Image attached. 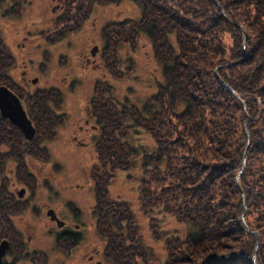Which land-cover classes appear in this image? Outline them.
Masks as SVG:
<instances>
[{
    "label": "trees",
    "instance_id": "1",
    "mask_svg": "<svg viewBox=\"0 0 264 264\" xmlns=\"http://www.w3.org/2000/svg\"><path fill=\"white\" fill-rule=\"evenodd\" d=\"M69 1L58 20L80 21L75 15L93 4L121 0ZM130 1L139 17L115 21L105 35L114 63L104 54V66L115 70L120 43L145 33L162 77L142 107H119L103 83L90 100L102 124L92 179L106 256L113 264H264V0ZM141 130L153 149L137 141ZM141 152L138 203L163 258L129 204L108 195L119 170L134 176ZM160 217L176 226L162 232Z\"/></svg>",
    "mask_w": 264,
    "mask_h": 264
},
{
    "label": "flooded vegetation",
    "instance_id": "2",
    "mask_svg": "<svg viewBox=\"0 0 264 264\" xmlns=\"http://www.w3.org/2000/svg\"><path fill=\"white\" fill-rule=\"evenodd\" d=\"M23 2L32 4L33 0H0V91L10 93V99L5 101L7 108H3L4 96L0 97V264H47L50 256L43 246H46V241L51 243L53 241L52 244L58 247L60 243L75 245L80 241V229L84 225L81 226L77 217L79 207L71 205L74 212L69 215L58 203L56 196L54 179L58 173L57 168L61 165L55 159L50 161L53 155L50 148L57 143L58 131L65 123L63 121L65 109L60 110L62 101L59 87L55 82L57 76H53L54 81L50 82L48 78L50 69L47 68L46 61L48 55L52 56V52L59 45L62 47L65 42L66 45L75 44L74 52L80 65L77 66L76 63V66L81 67L80 72H92L96 60L98 66L99 64L103 66L105 54L103 36L110 20L97 26V22L92 19L90 29L88 28L89 35L75 43L74 38L79 35L81 28L87 26L86 22L90 21V13L96 4H93L84 15L80 16L79 13L75 15L81 18L80 21L75 20L71 24L61 22L59 30L62 31H59L55 28L59 22V14L69 7L71 1L45 0L41 2L43 8L41 11H45L43 18L32 21L25 29L23 40L14 44L15 48H21L19 61L14 56L12 46L3 37L1 25L12 15L10 9ZM44 2L48 3L42 6ZM46 11H49V15ZM65 35L67 37L62 38ZM97 37L101 40L100 44L95 40H98ZM97 77L93 82V93L97 83L100 85L105 81L102 77ZM92 95L87 104L88 117L76 129L67 132L66 136L70 146L77 144L82 146L84 142L78 139L79 134L83 130L86 133L96 130L97 156L100 126L91 123L90 118L99 123L98 117L90 110ZM103 96L101 94V97ZM13 103L20 106L29 127L24 128L20 125ZM96 163L95 160L92 166L94 167ZM93 170L94 168L92 172ZM68 186L75 194L76 185ZM90 211L98 229L97 222L100 213L103 212V203L98 201L96 190L94 208Z\"/></svg>",
    "mask_w": 264,
    "mask_h": 264
},
{
    "label": "rangeland",
    "instance_id": "3",
    "mask_svg": "<svg viewBox=\"0 0 264 264\" xmlns=\"http://www.w3.org/2000/svg\"><path fill=\"white\" fill-rule=\"evenodd\" d=\"M43 1L45 0H33L32 4L23 2L21 5L18 4L14 6L13 9H10V14L12 15L8 16V18H6L7 20L2 22V35L12 46L14 56L19 61H21V48H15L14 44L16 45V43L23 40L22 36L26 34L25 29H27L32 21H39L43 18V13L45 12L41 11V9H43L41 8V2ZM47 3L48 2H44L42 6ZM69 8L70 6L66 8L64 12H61L59 16L63 14L66 15ZM46 12L49 15V11ZM139 12V8L130 0H121L116 4L98 3L93 5L90 13L91 16L89 17L90 21L86 22L87 26L81 28L79 35L74 38L75 43L80 42L83 37L89 35L88 28L90 29L92 19L97 22V26L103 24L104 21L110 20L105 30V35H109L116 31V22L125 18L137 19L140 14ZM61 22L65 24L69 21L59 20L55 27L56 30L61 28ZM66 37L65 35L62 38ZM103 39L105 45V36H103ZM95 40L100 44L101 40L99 38ZM224 40L226 45L229 46L231 44L229 34H224ZM112 43L113 41L110 42V46ZM59 46L52 52V56L51 54L48 55L46 62L47 68L50 69L48 77L50 82L54 81L53 76H57L55 82L59 87L61 95L62 106L60 110L65 109V116L63 118L65 125L63 123V125L61 124L62 127L58 131V137H56L57 143L50 148L53 153V155L51 153L52 159L50 161L55 159L61 165L58 166V173L54 179L56 180V196L58 203L63 206L65 213L69 215L74 212L71 205H77L80 210L77 217L79 218L81 226H84L80 229V241L75 245L69 246L60 243V247H58L52 244L53 241L52 243L46 241V246H43L50 256L47 264H113L105 254V239L97 229L95 218L91 217L90 211L91 208H94L95 184L92 181V165L96 160V130H92L90 133H86L83 130L81 134H79V138H77L84 142L82 146L78 144L77 146H70L66 133L76 129V127L88 117L87 104L93 93L92 86L94 85V80L98 78L97 76L105 79L107 83L104 85L103 82V85H101L102 87H109V89L111 87V93L118 102L119 107L127 100L135 103L138 107H142L146 101L145 99L149 97L151 92L158 86V82L162 77L161 67L153 56L150 40L145 33L140 34L137 42L133 44L120 43L118 52L120 62L118 61L115 63V70L111 69L113 70L111 71L112 73L109 72L104 65L101 66L99 64L98 66V60L94 63L92 72H80L81 67H77L80 65L77 63L76 52H74L76 48L75 44L66 45V43L63 42L62 47ZM111 49H113V47H111ZM105 54L109 57V63L113 64L114 60L111 58L112 53H108V55L107 53ZM76 63L78 64L77 66ZM89 69L91 70L90 67ZM103 102L105 103V98H103ZM90 119L92 121L91 123L96 126L102 125L97 123L96 120ZM138 139L140 144L146 145L148 149H153L155 145L154 140L149 134L144 132V130L140 131L137 141ZM143 157L144 153L141 152L136 161V165L132 169L134 176L130 177V174L123 170H119L115 174L113 181L108 187V195L115 199H124L129 204L132 218L135 224L136 222L138 223V231H140L144 242L151 245L154 252L163 258L165 253L162 252L163 248L161 247V243L159 240L155 241L154 237L150 235L149 218L141 211L138 203L137 182L138 176L141 173L140 160L142 161ZM69 184L76 185L74 187L75 194H77L76 196L72 193L73 191L70 190L71 187L68 186ZM157 216L162 215L158 214ZM161 218L162 217L157 219L162 232L165 229H171L176 226L172 218ZM36 225L38 226V224ZM42 225L43 223L41 221L40 227H42ZM68 251H70V253H67Z\"/></svg>",
    "mask_w": 264,
    "mask_h": 264
},
{
    "label": "water",
    "instance_id": "4",
    "mask_svg": "<svg viewBox=\"0 0 264 264\" xmlns=\"http://www.w3.org/2000/svg\"><path fill=\"white\" fill-rule=\"evenodd\" d=\"M3 96H4L3 108H7L5 101H7V99H10V97H9L10 93H8L7 91H0V97H3ZM1 101H2V98H1ZM12 106H13L14 111H16L18 113V115L16 114V116H18L17 120L19 121L20 125L24 128L29 127L28 126L29 122L26 119V117H24V114H23L22 110L20 109V106L17 105V103H13ZM14 115H15V113H14Z\"/></svg>",
    "mask_w": 264,
    "mask_h": 264
}]
</instances>
